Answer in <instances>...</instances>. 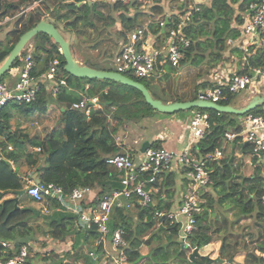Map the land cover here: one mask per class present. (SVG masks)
I'll return each instance as SVG.
<instances>
[{"label":"trees","instance_id":"trees-1","mask_svg":"<svg viewBox=\"0 0 264 264\" xmlns=\"http://www.w3.org/2000/svg\"><path fill=\"white\" fill-rule=\"evenodd\" d=\"M163 1L148 0L146 4L142 1L113 4L103 0H0V22L6 17L10 18L9 20L14 19L11 27L5 31L4 37L0 40V64L19 36L43 18L52 20L57 27L59 23L62 24L70 32H74L75 36H80L85 29L92 28L95 32L92 48H98L101 41L108 40L106 35L109 33L114 40L108 56H105V60H109L116 56L127 30L141 27L149 15L159 11V16L163 15L165 9L162 5ZM194 1L189 10L188 5L184 3L179 5L178 11L168 16L167 24L174 23L188 11L183 31L190 42L182 48L180 64L174 67L165 65L161 76L149 78L158 82L160 86L159 93L150 92L151 95L164 103L195 99L198 89L217 85L218 81H224L234 73L251 74L250 66L263 67L264 45L249 49L243 68L241 67L242 49L235 45L241 34L240 25L244 20L248 0ZM172 15H174L173 19ZM114 26H117V30L112 33L110 29ZM159 33H162L160 28ZM83 37L82 35L81 39L85 42L89 35L85 36V39ZM28 42L30 44L28 48L33 46L32 52L22 53L24 46L10 68L0 77V81L3 82L4 76L11 67L22 63L24 56H28L34 62V73L43 71L47 67L48 60L57 56L60 60V71L67 75V83L60 87L54 99L50 98L47 89L43 86L34 102L11 99L0 112V135L4 137L1 143L10 142L17 148L27 150L24 155L16 149L6 152L9 158L14 159L16 163L14 168L7 160L0 159V259H5L21 245L29 248L28 240L35 236L34 232L37 228L34 221L40 216V210L30 205L35 200L26 192L18 194V191L24 189L25 182L19 169L21 163L25 162L31 166L26 176L32 178V174L36 173L40 182L52 181L60 185L64 195H67L74 186H88L90 192L77 206L92 205L110 191L121 187L117 168L104 160V154L119 152L121 149L122 144L116 142L114 135L118 133L121 121L124 120L119 113V107L123 105L129 110H143V105H146L145 107L152 109L142 93L130 85L110 79L86 78L67 73L63 68L64 59L57 43L47 34L38 32ZM90 61L89 56L86 55L80 63L98 69L113 70L99 67ZM87 83L89 86L86 88ZM142 83L145 85L144 82ZM103 89H105L104 93ZM78 92L88 96L100 94L103 107L92 110L89 116H86L82 109L72 108V101L79 98ZM232 94L228 93L227 99L220 100V103H229ZM51 100L59 107L61 125L54 127L44 138L30 137L26 131L12 125L11 120L16 116L27 118L35 113H45ZM263 104L253 111L260 110ZM110 105H115V109L110 110ZM200 109L208 112L211 126L203 137L192 144L191 151L196 155L211 150L214 145L222 144L223 132L227 127H233V123L237 126L236 118L243 115L208 108ZM110 112L116 116L114 123L108 121L107 115L110 116ZM155 145V142L151 143V146ZM35 146H39L40 149L33 150ZM29 148L32 150H28ZM209 166L212 169L211 183L200 191L202 211L196 215V229L184 243L178 238L176 225L167 219H162L163 227L158 232L155 231L159 227V218L154 215L155 209L168 211L171 204L166 201L163 203L161 196L162 191L165 195L173 191L167 188L172 185L169 180L170 175L165 181H160V194L154 196V201L147 206H141L136 202L133 208H128L126 211L116 206L111 208L109 228L110 230L116 227L122 228L128 244L126 252L130 264H174V261L178 260L198 264V260H190L188 255L194 246L199 249L213 237L221 241L220 257L232 256L239 243L230 230L233 220L230 221L226 216L207 217V206L212 207L214 202V196L210 195L208 188L215 191L218 201L228 200L239 213L253 215V221L260 229L258 241L256 246H243L245 253L242 264H264V256L256 252V250L264 252V229L261 228L264 222V205L260 201L263 184L258 170L253 176H236L237 166L233 165L232 157L227 154L217 161L209 162ZM15 197L19 207L14 205ZM21 200L27 202V205L20 206ZM42 205L49 210L60 208L61 211H67L59 212L57 216H41V221L46 224V232L56 238H63L67 234L75 235L76 238L82 234L86 243H90L87 239L90 236L81 229V222L75 212L66 209L56 199H49ZM163 228H169L172 234H169V239L162 244L160 240ZM145 229H148L146 237L143 235ZM153 240L158 242L152 244ZM143 245L149 248L148 252H141L140 248ZM99 249L100 244L95 247V252L99 253ZM88 258L90 261L86 262V258L84 264H97L99 256Z\"/></svg>","mask_w":264,"mask_h":264},{"label":"built area","instance_id":"built-area-1","mask_svg":"<svg viewBox=\"0 0 264 264\" xmlns=\"http://www.w3.org/2000/svg\"><path fill=\"white\" fill-rule=\"evenodd\" d=\"M113 4L130 3L148 0H103ZM188 13V12H187ZM159 20V28L163 24ZM148 20L142 27L127 31L120 43L118 52L114 58L118 71L128 76L124 71H129L135 76L143 79L158 77L162 75L164 66H178L183 55L182 48L190 42L183 31L185 17L177 22L166 24L162 33L164 34V45L149 42L147 36L153 34L149 28ZM168 25V27H166ZM241 34L235 45L242 49L241 67L247 61L246 54L254 46L264 45V0H248L244 12V20L240 25ZM156 35V34H155ZM251 74L234 73L224 81H218L217 85H209L197 91L196 98L207 99L220 103L226 100L228 93H236L244 88H249L252 82L257 79L264 80L263 67L250 66ZM67 75L60 71V60L57 56L48 60L47 67L34 73V62L28 56L23 57L18 77L10 89L4 82L0 81V112L9 100L34 102L38 92L43 88L47 89L50 98H56L60 87L66 85ZM89 84H85L87 88ZM105 92V89L102 91ZM263 92V90H262ZM79 98L72 101L71 107L82 109L86 116L94 109L103 107L101 95L96 93L88 96L78 92ZM115 105H110L114 110ZM254 110V109H253ZM248 111L239 117L236 127H227L222 135V144L214 145L211 150L196 155L192 153L191 146L204 136L205 131L211 126L207 111L196 108L189 118V131L191 134L190 145L188 144L180 151H172L162 146H148L141 152L139 160L134 161L127 152H115L104 154L107 164L116 167L122 172L120 177L121 187L114 189L104 195L96 203L84 207L77 206L89 192L88 186H74L67 194H63L60 185L48 181L36 183L32 178L22 175L24 179V191L36 202L45 203L49 199L58 200L66 209L75 212L81 222V229L96 242L102 243L106 237L109 238L111 251L106 254V264H130L126 252L127 241L123 236L121 227L110 230L108 221L109 213L113 206L124 209V206L132 204L130 200L134 195L137 203L147 206L154 201V196L160 194L159 179L162 173L178 166L182 169L186 179V187L181 194L180 203L174 209L163 211L155 209L154 215L158 218L167 219L170 223L179 228L178 238L186 241L187 237L196 229V215L202 211L200 205L199 191L207 188L211 183V167L209 162L221 159L225 152V143L235 144L232 162L234 166L247 164L258 170L263 184V191L260 201L264 205V104L260 110ZM109 117V115H107ZM1 120V114H0ZM4 137L0 135V159H5L11 167H15L14 159L9 158L6 152L16 149L24 155L27 150L17 148L12 143H1ZM39 150V146L32 148ZM252 173L250 176H253ZM122 198L127 199L124 203ZM44 210L47 208L44 206ZM261 228L264 229V222ZM264 256V252L256 250ZM29 248L21 245L12 251V254L5 259H0V264H29ZM92 250L89 255H93ZM206 264H216L209 259Z\"/></svg>","mask_w":264,"mask_h":264},{"label":"crops","instance_id":"crops-1","mask_svg":"<svg viewBox=\"0 0 264 264\" xmlns=\"http://www.w3.org/2000/svg\"><path fill=\"white\" fill-rule=\"evenodd\" d=\"M181 2L182 0H180V4ZM162 5L165 6V9L161 17L159 16L160 15V11H159V13H155L151 15L150 17H148L149 19L145 20V22L143 23L144 25L148 20H151L154 25L152 27L156 28L157 30V32H152V31L151 32L156 35L158 34V30H159V25H158L159 20L165 21L166 18L170 14H173V12L178 11V7H179V5L177 7L175 6L173 7L170 4V1L168 2V0H164L162 2ZM187 7L190 8L189 5ZM132 29H135V28H132ZM160 30L162 31V26H160ZM71 52L73 56L76 58L75 53L72 51V49H71ZM15 67L16 68L15 70L12 71V74H15L16 76H12V74L10 73L9 77L7 78V82H9V86L11 87H9L8 83L5 82V80H3V82L12 90L17 80L21 64ZM263 87H264V80L258 81L257 79H255L250 85V87L248 88L249 91H248V97H246L247 100H249L255 94L262 93L261 88ZM263 92H264V89H263ZM192 112H193V109L192 110L191 109L190 110H179L174 113H166L163 115L159 114L153 117V120H152L153 125L155 126L154 130L151 129L150 132L147 133L146 135L141 134L139 131L136 132L137 130V126H136L132 128L133 133L131 132L130 129L127 131H124L121 134L115 133L114 134L115 140L118 144L120 143L122 144L121 149L123 146L128 145L130 149H124L123 152H127L134 161L139 160V158L141 157L142 151L140 150V147L142 145V142L145 140H147L150 143L149 146H151V143L154 141L156 143L155 146H162L172 151H180L184 147H186L188 144L190 145L191 134L189 131L188 124H189V118ZM153 113H156V112H153ZM35 123H37V121ZM229 149H232V148L229 147ZM239 167L240 166L236 167V170H235L236 176L240 175L239 173H243L242 172L243 170ZM246 167L247 169L250 168V166L247 164H246ZM237 168L239 171L237 170ZM19 169H20L21 174L25 175L31 170V166L23 162L20 164ZM118 172H119L118 177L120 181L122 172L119 170ZM167 176L170 177L169 180L172 183V185H170L167 188H170L173 191L167 192L166 193L167 195H165L164 191H162L161 196L163 197V203H165V201L166 203L168 202V204L171 203L168 208L170 210L173 208L175 209L177 205L180 203L181 194L183 193L186 187V179L184 178L182 169L178 166H175L171 170L164 172L159 179V183L160 181L161 182L165 181V178ZM199 198H200V191H199ZM130 200L133 201L132 204L129 206H125L123 209L124 211H126L128 208H133L136 205L137 198L134 195L131 196ZM122 201L126 203L127 199L122 198ZM19 203H20V206H23V207L27 205L26 204L27 202H24V200H21ZM40 204L39 202H36V201H33L30 203V205L33 206L36 210H40V216H38L36 221H34V223L37 225V228H35V232H34L35 236L32 239L28 240L29 251H30L29 264H79L77 261L78 258L81 261V263L84 264L86 258L88 257L94 258L96 257V255L99 256L98 264H106L107 262L106 254L111 251L110 241L108 237H106L104 242L99 243L100 244L99 253L95 252V247L99 246V244L92 237L87 238L90 241V243H86V240L82 234L78 236L76 235L77 236L76 238H75V235L72 236L69 234H67L63 238L53 237L51 233H48L45 231L46 224L41 221L42 218L40 217L44 215L57 216L56 214H58L59 212L63 213L67 211L66 210L61 211L60 208L44 210L43 205L41 206ZM40 206H41V209L39 208ZM147 231L148 229L146 230V234H144V237L147 236ZM220 243H221L220 239H214V240L212 239L210 242L202 245L200 247L201 250L198 249L199 255L196 257L197 260L199 259L198 264H206V262H208L209 259H212L216 256H220L219 255ZM8 246L12 247L11 244H8ZM82 248H86V253L82 251ZM88 250H92L94 254L92 256L87 255ZM140 250L142 253H146L149 251V248L147 246H144V247H141ZM244 253H245L244 247H242L241 243H238L237 249H235V251L233 252L232 260L234 259L238 260L240 264H242ZM175 262L176 261H174V264ZM225 263L226 262H224L223 264Z\"/></svg>","mask_w":264,"mask_h":264},{"label":"rangeland","instance_id":"rangeland-1","mask_svg":"<svg viewBox=\"0 0 264 264\" xmlns=\"http://www.w3.org/2000/svg\"><path fill=\"white\" fill-rule=\"evenodd\" d=\"M169 1L173 7L174 6L177 7L178 5H181V4L184 5V3L191 7L193 2H195L194 0H182V2L180 4V0H168V2ZM145 2H147V1H143V4H146ZM31 6H29V7H31ZM189 9L190 8H188V10ZM187 14L188 13H184L183 16L186 17ZM150 16L151 15H149L148 17H150ZM148 17L146 18V20L149 19ZM178 17H180V15H178ZM171 18L173 19L174 15H172ZM9 19L10 18L6 17L3 21L0 22V38L1 39L4 37L5 31L9 27H11L12 21L14 20V19L9 20ZM152 26H154V25L153 24L150 25V23H149L150 30L153 32H157L156 28H153ZM58 28H59L61 34L67 40H69V43L71 45V49L75 53V56H76L78 61H80V62L83 61L84 57L87 55V56H89V59L91 60L90 63H93L94 65H97L99 67L111 68L113 70L117 69V64H116L114 58H110L109 60H105L106 59L105 56H108V54H109L108 52H110V48L112 47V45H114L113 36H110L109 33L106 35L109 38L108 40L101 41L98 48H92L91 46L94 44V41H93L94 38L93 37L95 34V32H93L92 28H87V29H85V32H82V35L84 37L89 35V38L87 40H85V42L82 41V39H81L82 35L75 36L74 32H70L62 24L59 23ZM110 30L112 33H115V30H117V26L111 27ZM163 36H164L163 33H159L157 35L149 34L147 36V39H149V42H152L153 44L164 45L165 41H164ZM104 45H106V46H104ZM29 46H30V44L28 42L25 45V48L22 50V53L32 52L33 46H31L32 48H28ZM225 53H226V50H225ZM233 62H235V61H233ZM15 68H16L15 66L11 67L8 74H6L4 76L3 80H5V82H7V78L9 77V74L10 73L12 74V71L15 70ZM124 72H126L129 77L144 82L146 85V88L149 90V92L159 93L160 86L158 85V82H156L155 80L139 78L129 71H124ZM12 76H16V75L12 74ZM81 82H83V81H81ZM7 83L9 86V82H7ZM9 87H11V86H9ZM263 89H264V87L261 88V90H263ZM248 91H249V89L247 87V88L242 89L239 92L233 93L231 95V98L229 99V103L234 105V106L244 105L248 101L246 98V97H248ZM145 106L146 105H143V107H144L143 110H139V109L129 110V109L125 108L123 105L120 106L119 107V113L121 114L122 118H124V120L121 121L122 124H121V127H120L118 133L121 134L124 131H127L129 129L133 133L132 128L136 127V126H137V130L135 129L136 132L139 131L141 134H144V135L149 133L151 129L154 130L155 126L153 125V121H152L153 117H155L159 114H162V115L166 114V112H161V111H158V110L153 109V108L150 109V107H145ZM195 108L196 107L190 108V109L195 110ZM190 109L188 108V109H184V110H190ZM153 112H156V113H153ZM174 112H177V111H173V112H169V113H174ZM143 113H144V115H142ZM39 116H40L39 113H37L35 115H31L27 118L16 116L15 118H13L11 120V122H12V125L14 127L19 128V129L23 130L24 132L26 131L30 137H36L38 139L44 138V136L49 134L51 132V130L54 129V127L61 125L59 122V109H58V105L55 101L51 100L47 112L41 113V116L40 117ZM107 118H108V121L110 123H114L116 120V116H114L113 113L111 114V112H110V116ZM238 120H239V118H236V121H238ZM36 121H37V123H35ZM232 126L236 127V124L233 123ZM229 147L232 149H229ZM234 147H235V144L226 142L225 143V148H226L225 154L233 157V150H235ZM30 149L31 148H29L28 150H30ZM124 149H130V148L128 147V145H126V146H123L122 149H120V151L123 152ZM238 166H240L239 168H241L243 170V171L240 170L243 172V173H239L240 175L250 176L251 173L255 172L253 167H250L247 169L246 164L241 163V164H238ZM237 170H238V168H237ZM208 189L210 190V195L214 196V198H213L214 202L212 204V207L207 206V211H208L207 217H209V218H214V217L220 218L222 216H226L230 221L233 220V223L231 224L230 230L235 234L234 237H236L238 239L239 243L242 244V247H243V245H247L248 247L256 246L260 229H259V227H257L255 225V223L253 221V215H250V214L246 215V214L239 213L238 209L234 205H232L228 200H225L223 202L218 201L217 200L218 195L215 193V191L211 188H208ZM7 195H9V194H7ZM40 205L42 206V204H40ZM41 206L39 207L40 209H41ZM140 229H141V227H140ZM178 231H179V228L176 226V233L177 234H178ZM139 232H141V231H139ZM145 232L146 231H143V235L146 234ZM169 234L170 235L172 234L171 231L169 230V228H163L162 229V238L160 240V243H162V244L165 243V240L169 239V236H168ZM214 239H218V238L213 237V240ZM157 242L158 241L153 240L152 244H155ZM144 246L145 245H143L141 247H144ZM199 250H201V248H199ZM82 251L86 253V248H82ZM89 251L90 250L87 251V255H89ZM89 256H91V255H89ZM226 259H228V258H226ZM77 261L79 264H82L81 261L79 260V258L77 259ZM88 261H90L89 258L86 259V262H88ZM98 263L99 262H97V264ZM175 264H190V263L186 262L185 260H180V261L178 260L175 262ZM193 264H197V262H193ZM225 264H240V262L238 260L234 259L230 262H226Z\"/></svg>","mask_w":264,"mask_h":264},{"label":"water","instance_id":"water-1","mask_svg":"<svg viewBox=\"0 0 264 264\" xmlns=\"http://www.w3.org/2000/svg\"><path fill=\"white\" fill-rule=\"evenodd\" d=\"M168 23V17L162 24V30L164 29L165 25ZM43 32L50 36L54 42L57 43L61 55L64 59L63 68L64 70L74 76L79 77H86V78H99V79H110L114 81H119L123 84L130 85L136 89H138L145 101L153 108L161 112H173L179 111L184 109L190 108H208V109H215L218 111H225L231 112L234 114L242 115L248 111L259 107L261 104L264 103V92L253 95L244 105L242 106H234L230 103L222 104L214 101H210L207 99L195 98L192 100H184V101H173L169 103H164L158 98H154L146 86L138 81L135 80L125 74H122L115 70H105V69H98L91 67L89 65L80 63L76 58L73 56L69 40H67L60 32L59 28L52 20H48L46 18L41 19L38 21L34 26L24 31L17 41L13 44L12 48L10 49L6 58L0 64V77L10 68L11 64L13 63L14 59L19 56L21 50L24 48L26 43L31 39V37L38 33ZM150 143L145 140L142 142L140 147L141 151H144L146 147H148ZM32 178L36 183L40 182L39 178L36 176V173L32 174ZM24 189L18 191V194L24 193ZM15 199V207L17 205V197ZM162 218H159V227L155 230L158 232L160 228L163 227L162 225ZM181 243H184L181 241ZM199 255L198 248L194 246L193 250L188 255L190 260L196 259ZM214 262L218 264H223L224 262H230L232 260V256L228 257V259L221 258L220 256H216L212 258ZM197 260V259H196Z\"/></svg>","mask_w":264,"mask_h":264}]
</instances>
